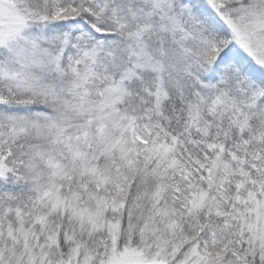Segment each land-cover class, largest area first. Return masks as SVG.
Returning a JSON list of instances; mask_svg holds the SVG:
<instances>
[{"label": "snow or ice", "instance_id": "snow-or-ice-1", "mask_svg": "<svg viewBox=\"0 0 264 264\" xmlns=\"http://www.w3.org/2000/svg\"><path fill=\"white\" fill-rule=\"evenodd\" d=\"M0 264H264V0H0Z\"/></svg>", "mask_w": 264, "mask_h": 264}]
</instances>
